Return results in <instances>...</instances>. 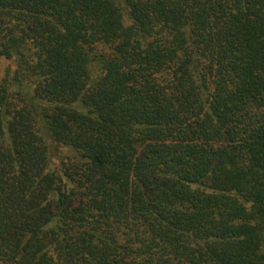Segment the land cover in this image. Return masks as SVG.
<instances>
[{
  "label": "trees",
  "instance_id": "trees-1",
  "mask_svg": "<svg viewBox=\"0 0 264 264\" xmlns=\"http://www.w3.org/2000/svg\"><path fill=\"white\" fill-rule=\"evenodd\" d=\"M0 264H264V0H0Z\"/></svg>",
  "mask_w": 264,
  "mask_h": 264
},
{
  "label": "rangeland",
  "instance_id": "rangeland-1",
  "mask_svg": "<svg viewBox=\"0 0 264 264\" xmlns=\"http://www.w3.org/2000/svg\"><path fill=\"white\" fill-rule=\"evenodd\" d=\"M7 65H9V62L7 63L4 59H0V70H3Z\"/></svg>",
  "mask_w": 264,
  "mask_h": 264
}]
</instances>
